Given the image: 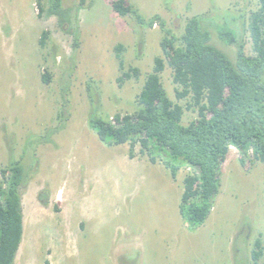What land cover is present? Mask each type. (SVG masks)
I'll list each match as a JSON object with an SVG mask.
<instances>
[{
	"label": "rangeland",
	"instance_id": "rangeland-1",
	"mask_svg": "<svg viewBox=\"0 0 264 264\" xmlns=\"http://www.w3.org/2000/svg\"><path fill=\"white\" fill-rule=\"evenodd\" d=\"M62 1L56 16L49 0H0V171L19 162L24 180L25 225L14 264H254L256 240L264 245V165L249 160L244 169L231 149L214 209L190 231L179 212L189 170L173 179L139 146L131 160L128 144L108 146L89 127L92 115L136 111L155 59L163 57L159 24L145 28L119 16L114 0ZM126 2L146 20L160 16L176 36L200 16L211 43L233 61L237 47L220 39L221 29L254 56L247 25L257 0ZM165 63L161 83L186 107ZM129 69L140 75L119 87ZM196 118L185 110L183 124Z\"/></svg>",
	"mask_w": 264,
	"mask_h": 264
},
{
	"label": "trees",
	"instance_id": "trees-1",
	"mask_svg": "<svg viewBox=\"0 0 264 264\" xmlns=\"http://www.w3.org/2000/svg\"><path fill=\"white\" fill-rule=\"evenodd\" d=\"M62 5V0H49V14L60 16ZM257 6L247 25L254 56L245 55L244 43L232 31H219L223 42L237 47L233 61L211 43V33L203 27L200 16L187 20L183 33L176 36L160 16L146 20L126 0L112 2L115 13L132 16L141 27L159 24L164 34L160 42L163 57L155 59L134 113L105 118L92 115L89 127L108 146L128 144L131 160L139 146L151 164L161 162L173 179L181 169L189 170L183 179L179 212L190 231L203 226L211 215L221 187L222 166L232 148L244 169L249 160L264 165V0H257ZM43 11L41 7L39 15ZM46 35L42 34L40 44ZM121 51L120 46L116 48L123 71ZM165 61L177 86L176 99H189L186 107L173 102L161 83ZM139 75L137 69H129L117 83L121 87L126 79ZM49 81L48 76H42L43 83ZM185 110L197 113L187 125L183 124ZM23 183L19 162L0 171V264H14L22 242ZM263 255L264 245L256 240L254 264Z\"/></svg>",
	"mask_w": 264,
	"mask_h": 264
},
{
	"label": "crops",
	"instance_id": "crops-1",
	"mask_svg": "<svg viewBox=\"0 0 264 264\" xmlns=\"http://www.w3.org/2000/svg\"><path fill=\"white\" fill-rule=\"evenodd\" d=\"M23 201H24V199L22 200V203H23ZM24 223H25V218H24V215H23V230H24V225H25Z\"/></svg>",
	"mask_w": 264,
	"mask_h": 264
},
{
	"label": "built area",
	"instance_id": "built-area-1",
	"mask_svg": "<svg viewBox=\"0 0 264 264\" xmlns=\"http://www.w3.org/2000/svg\"><path fill=\"white\" fill-rule=\"evenodd\" d=\"M232 149H234V148H232Z\"/></svg>",
	"mask_w": 264,
	"mask_h": 264
}]
</instances>
